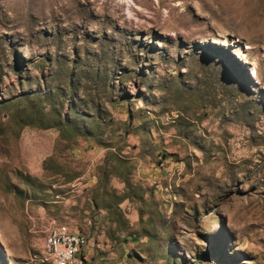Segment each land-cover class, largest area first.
<instances>
[{
  "label": "rangeland",
  "instance_id": "rangeland-1",
  "mask_svg": "<svg viewBox=\"0 0 264 264\" xmlns=\"http://www.w3.org/2000/svg\"><path fill=\"white\" fill-rule=\"evenodd\" d=\"M264 264V0H0V264Z\"/></svg>",
  "mask_w": 264,
  "mask_h": 264
},
{
  "label": "built area",
  "instance_id": "built-area-1",
  "mask_svg": "<svg viewBox=\"0 0 264 264\" xmlns=\"http://www.w3.org/2000/svg\"><path fill=\"white\" fill-rule=\"evenodd\" d=\"M88 243L86 236H77L67 223H50L43 240V250L53 252V260L68 264L79 259L83 247Z\"/></svg>",
  "mask_w": 264,
  "mask_h": 264
},
{
  "label": "bare ground",
  "instance_id": "bare-ground-1",
  "mask_svg": "<svg viewBox=\"0 0 264 264\" xmlns=\"http://www.w3.org/2000/svg\"><path fill=\"white\" fill-rule=\"evenodd\" d=\"M77 236H84L83 234L80 233H76ZM46 254L48 255V257L50 258V260L53 259V252H49L46 251ZM77 262V259H74L73 261L69 262L68 264H75ZM53 264H63V262L61 260H53Z\"/></svg>",
  "mask_w": 264,
  "mask_h": 264
}]
</instances>
